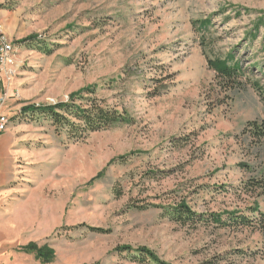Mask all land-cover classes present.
<instances>
[{
	"label": "rangeland",
	"instance_id": "obj_1",
	"mask_svg": "<svg viewBox=\"0 0 264 264\" xmlns=\"http://www.w3.org/2000/svg\"><path fill=\"white\" fill-rule=\"evenodd\" d=\"M0 35V264H264L258 228L168 215L264 212V0H0ZM88 88L133 122L74 140L21 113Z\"/></svg>",
	"mask_w": 264,
	"mask_h": 264
},
{
	"label": "trees",
	"instance_id": "obj_2",
	"mask_svg": "<svg viewBox=\"0 0 264 264\" xmlns=\"http://www.w3.org/2000/svg\"><path fill=\"white\" fill-rule=\"evenodd\" d=\"M201 24L205 28L208 27L209 22H203ZM27 40L30 42H37L38 36L30 37ZM209 66L217 73L218 77L226 79L227 81L236 80L242 74L241 65L235 62L234 55H229L226 59L209 61ZM94 89L88 88L80 93H75L70 96L68 101L59 102L55 105H29L23 107L21 113L24 116L28 115L34 119L35 116H43L56 127L57 131L67 133L70 139L74 140L86 139L92 133L100 132L117 124H131L133 122L125 112H120L116 108L106 106L103 101L95 96L93 97V95H95ZM84 95H89L90 97H84ZM77 100H84L86 104L78 105L76 103ZM249 128L253 137L264 139V123L261 125L253 123L249 125ZM248 188H250V190L261 189L264 191V183H249ZM169 210L168 215L171 217L172 221L184 225L213 222L222 228L231 226L255 227L264 233V212H260L259 207L254 209L253 213H258V215H254V217H248L240 212L213 214L210 217H204L194 212L186 203L177 205ZM92 231L102 232L100 229H92ZM119 250L125 252L132 251L130 247ZM22 251L35 254L43 263H50L55 256L54 251L47 248H37L35 245L23 247ZM139 254V262L145 263L146 261H150L155 264H166L165 262L159 261V259L147 249H140Z\"/></svg>",
	"mask_w": 264,
	"mask_h": 264
},
{
	"label": "built area",
	"instance_id": "obj_3",
	"mask_svg": "<svg viewBox=\"0 0 264 264\" xmlns=\"http://www.w3.org/2000/svg\"><path fill=\"white\" fill-rule=\"evenodd\" d=\"M9 45H12L11 40L0 39V73L5 72L6 75L10 77V71L12 70H9V61H5V50H9ZM4 103L5 99L0 98V107H3ZM5 118L4 115H0V133L3 132Z\"/></svg>",
	"mask_w": 264,
	"mask_h": 264
},
{
	"label": "bare ground",
	"instance_id": "obj_4",
	"mask_svg": "<svg viewBox=\"0 0 264 264\" xmlns=\"http://www.w3.org/2000/svg\"><path fill=\"white\" fill-rule=\"evenodd\" d=\"M11 53H12V46L9 45V50H5V61H9V63L11 62ZM5 121L6 120L4 119V125H5ZM3 128H4V126H3Z\"/></svg>",
	"mask_w": 264,
	"mask_h": 264
}]
</instances>
